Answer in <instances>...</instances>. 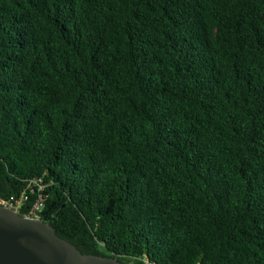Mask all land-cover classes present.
Returning <instances> with one entry per match:
<instances>
[{"label":"trees","instance_id":"trees-1","mask_svg":"<svg viewBox=\"0 0 264 264\" xmlns=\"http://www.w3.org/2000/svg\"><path fill=\"white\" fill-rule=\"evenodd\" d=\"M25 194L83 254L264 264V0H0V202Z\"/></svg>","mask_w":264,"mask_h":264},{"label":"water","instance_id":"water-1","mask_svg":"<svg viewBox=\"0 0 264 264\" xmlns=\"http://www.w3.org/2000/svg\"><path fill=\"white\" fill-rule=\"evenodd\" d=\"M0 264H127L112 257L83 254L41 219L0 204Z\"/></svg>","mask_w":264,"mask_h":264},{"label":"built area","instance_id":"built-area-1","mask_svg":"<svg viewBox=\"0 0 264 264\" xmlns=\"http://www.w3.org/2000/svg\"><path fill=\"white\" fill-rule=\"evenodd\" d=\"M37 183V182H35ZM39 186L40 190H44V185H40L37 184ZM32 188V191H34L33 187H29ZM29 199V197L25 194L22 195L18 200H16L15 202H9V201H4L2 200L0 202L1 205L7 206L17 212L20 213V209L22 204L27 201ZM44 207V196L41 194L38 199L32 204L31 208L26 212V214H23L22 216L28 217V218H36V219H41V212L42 209ZM144 264H153L151 262H149L148 260L144 261Z\"/></svg>","mask_w":264,"mask_h":264}]
</instances>
